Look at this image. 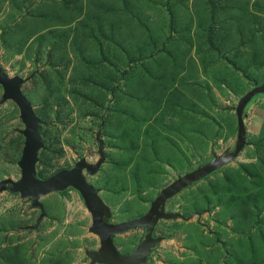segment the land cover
I'll return each mask as SVG.
<instances>
[{"label": "rangeland", "instance_id": "374dc122", "mask_svg": "<svg viewBox=\"0 0 264 264\" xmlns=\"http://www.w3.org/2000/svg\"><path fill=\"white\" fill-rule=\"evenodd\" d=\"M0 65L42 118L37 173L107 158L88 179L109 223L145 214L179 176L233 151L236 107L264 83V0H0ZM3 87L0 85V98ZM246 145L165 208L142 264H264V93L244 109ZM25 124L0 104V180L21 176ZM0 193V264H90L100 246L81 193ZM146 227L114 235L132 253ZM102 264V263H96Z\"/></svg>", "mask_w": 264, "mask_h": 264}, {"label": "water", "instance_id": "95a60500", "mask_svg": "<svg viewBox=\"0 0 264 264\" xmlns=\"http://www.w3.org/2000/svg\"><path fill=\"white\" fill-rule=\"evenodd\" d=\"M29 78H24L21 75L10 76L0 65V85L3 87L0 104L9 99L13 100L18 106L20 117L25 124V128L21 130L25 136V142L22 156L18 161V165L21 168V176L17 180L11 177L1 179L0 193L5 191L10 185L12 192H19L24 198L31 197L32 204L39 207L41 213L36 223L26 228L37 229L46 215L41 198L68 187L77 189L84 198L92 216L90 231L98 235L100 239V246L97 250L86 251V254L91 259L90 264H142L145 262L152 249L163 239L162 236L154 235L155 227L159 221L183 217L181 213L167 211L165 208L166 202L194 182L200 181L215 171L220 170L238 157L246 145L244 109L254 96L264 93L263 83L255 85L241 96L236 107L238 137L233 151L179 176L173 182L163 187L156 198L152 200L151 206L145 214L123 222L109 223L105 218L111 216L110 207L100 196L99 189L90 182L87 176V174L94 175L97 173L107 158L101 129L96 135V140L99 144V158L95 163L88 162L86 158H82L75 163L74 167L62 169L48 178L38 176L37 162L39 151L45 146L46 142L41 132L42 118L37 114L32 102L22 89L23 84ZM140 227L148 229L145 238L132 253H121L114 243V235Z\"/></svg>", "mask_w": 264, "mask_h": 264}, {"label": "trees", "instance_id": "16d2710c", "mask_svg": "<svg viewBox=\"0 0 264 264\" xmlns=\"http://www.w3.org/2000/svg\"><path fill=\"white\" fill-rule=\"evenodd\" d=\"M258 95H259V94H258ZM256 96H257V95H256ZM256 96H254V97H256ZM252 99H253V98H252ZM252 99H251V100H252ZM251 100H250V101H251ZM247 106H248V104L246 105V107H247ZM197 182H198V181H197ZM197 182H194V183H197ZM194 183H193V184H194ZM193 184H192V185H193ZM190 186H191V185H190ZM188 187H189V186H188Z\"/></svg>", "mask_w": 264, "mask_h": 264}]
</instances>
